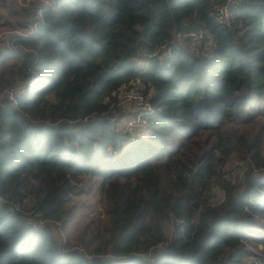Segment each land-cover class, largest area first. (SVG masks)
<instances>
[{
	"label": "trees",
	"instance_id": "1",
	"mask_svg": "<svg viewBox=\"0 0 264 264\" xmlns=\"http://www.w3.org/2000/svg\"><path fill=\"white\" fill-rule=\"evenodd\" d=\"M225 1L3 0L0 264H264V0Z\"/></svg>",
	"mask_w": 264,
	"mask_h": 264
},
{
	"label": "built area",
	"instance_id": "2",
	"mask_svg": "<svg viewBox=\"0 0 264 264\" xmlns=\"http://www.w3.org/2000/svg\"><path fill=\"white\" fill-rule=\"evenodd\" d=\"M22 4H25L24 0H18ZM45 2L46 4H53L54 0H41ZM233 5L232 0H226L223 4L217 6V12L215 15V18L220 23H225L226 25H229L231 23L230 18V7ZM38 16L42 14V8L39 7L37 9ZM18 33L25 35L27 32L23 31H17ZM123 87V86H122ZM122 87L120 88V92L118 94L119 100L121 102H128V100L133 101L134 105L141 109V112L135 114V117L130 118L125 126L123 128L125 131L129 132V134H135L137 130H139L141 127L143 129L140 130V132H143L144 125L142 123L141 114L143 112L142 109H144L147 105L150 107V105L147 102L146 96L144 95L142 89L143 86L140 82L135 81L130 83V86L128 85L127 88L122 90ZM8 93L10 96H13V90H8ZM136 135V134H135Z\"/></svg>",
	"mask_w": 264,
	"mask_h": 264
},
{
	"label": "rangeland",
	"instance_id": "3",
	"mask_svg": "<svg viewBox=\"0 0 264 264\" xmlns=\"http://www.w3.org/2000/svg\"><path fill=\"white\" fill-rule=\"evenodd\" d=\"M9 1H10V0H9ZM18 2H19V1H18ZM20 3H21V2H19V4H20ZM21 4H22V3H21ZM7 10H8V8H7V6H5V5L3 4V0H0V15H2V16H0V42L2 43V45L6 42L5 38L7 37V35H8V34H11L14 30H17V29H15V28H13V27H10V28H9V27H5V26H3V25L1 24V22L3 21V18L5 19V17H7V15H8V16L11 15ZM22 20H23V21H26V19L23 18V17H22ZM177 39H178V40H181L180 37H178ZM128 85L130 86V83H128V84H126L125 86H123V87H122V90L125 89V88H127ZM119 102H121V101H119ZM147 102H148V101H147ZM148 104H149V103H148ZM148 108H150V107H148V105H147L144 109H148ZM144 109H142V110H144ZM112 112H113L112 117H114V116H118V119H119L121 116H124V115L126 114L124 117L120 118L119 121H118V123L120 124V126L123 124V128H125V126H126L128 120H129L130 118L135 117V114L141 112V109H139L138 107H136V106L134 105L133 101L128 100V102H121V103H119V110H116V111H115V110H112ZM124 112H125V113H124ZM119 114H121V116H119ZM142 123H143V125H144V122H143V121H142ZM141 129H143V127H141L139 130H137L135 134H139V133H141V132H140ZM135 134H132V133H131L132 136L135 135ZM241 171H242V170H241ZM87 196L89 197V200H90L91 202H93V201L95 200V198H94L93 196H89V195H87ZM263 249H264V246H263L262 244H259L257 247H255L254 250H255V252H256V254H257L256 256H258V254H261ZM249 260L251 261V260H253V259H252V258H249Z\"/></svg>",
	"mask_w": 264,
	"mask_h": 264
}]
</instances>
